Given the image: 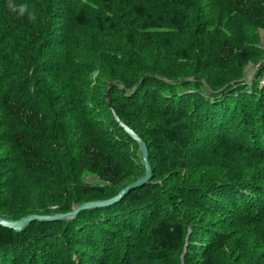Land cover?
<instances>
[{"label":"trees","instance_id":"obj_1","mask_svg":"<svg viewBox=\"0 0 264 264\" xmlns=\"http://www.w3.org/2000/svg\"><path fill=\"white\" fill-rule=\"evenodd\" d=\"M130 1L118 0L122 19ZM147 1L168 5L176 32L196 33L180 49L184 59L198 41L204 64L213 57L227 71L140 62L114 43L118 30L100 13L79 40L88 25L82 0H12L25 5L22 15L0 0V216L65 213L144 174L107 101L146 143L152 170L113 205L21 232L0 226V264H264V83L256 81L264 64L253 81L241 80L246 62L260 57L209 35V2ZM215 1L224 18L264 28V0ZM131 9L145 16L142 4Z\"/></svg>","mask_w":264,"mask_h":264},{"label":"rangeland","instance_id":"obj_2","mask_svg":"<svg viewBox=\"0 0 264 264\" xmlns=\"http://www.w3.org/2000/svg\"><path fill=\"white\" fill-rule=\"evenodd\" d=\"M82 2L87 4L86 10L88 25L85 28H79V32L81 33L79 35L80 39L78 38L79 40H84L81 35L87 36L93 32V15L100 13L102 16H104V18H110H107L108 21L113 22L115 24V29L118 30L117 33H115L116 36L112 37L114 43L117 46L122 45L126 52H139L140 54L138 53V61L140 62H147L148 64L158 60L159 63L157 64L167 65V67L170 66L169 70L171 72L176 70L179 72L182 67H187L188 69L192 67L197 70H200L201 67H204L209 70H212L213 68L217 72L227 71L226 69H220L218 66L220 61L214 64L215 58L213 59V57L211 58L210 65L204 64L206 57L200 58L201 55L198 49V41L193 43L196 45L194 50H188L189 59L187 60L183 58V56L180 54V49L186 48L189 42L194 41L196 39V33L190 31L179 33L176 32L175 29L171 28L167 20L169 7L163 2L136 0L135 2L142 4L145 14L144 17H140L135 12L133 13L131 5L135 2L130 1L127 5L120 7V9H122L123 13L125 14V18L123 19L119 13L115 12V8L120 6L118 0H108L106 3L109 7L107 5V7H105L103 0H82ZM203 2H209L210 6L216 9V20H214L215 23L212 27L209 26L210 23H208L207 19H203L204 10L198 9L199 11L201 10L200 14L202 15L203 22L207 23L205 29L208 31L209 35H216V41L221 40L222 37L224 39H228L229 41L232 39L234 46H240L241 49L252 48L257 51V55L260 57L258 60L259 62L256 63L250 60L247 61L243 67V76L241 80H243L245 83H250L253 81L255 74L259 69L257 65L259 63L264 64V28L257 27L253 23L246 22L248 24L247 25L244 20L239 17L229 19V16L225 15L226 17L224 18L223 13H221L222 3L219 1L204 0ZM199 5H196L195 9H197ZM197 13L198 12H196V10L194 11L192 9L188 11L189 17L191 19L196 18V16L198 17L199 13L198 15H195ZM197 23L198 22L196 21H192L191 24L194 27ZM126 34L133 36L132 44L126 40ZM213 51L214 50L212 49V52ZM208 57H211V55ZM224 57L225 55L223 54L222 59ZM97 74V67H92L86 77L89 79V81H94L97 77ZM167 80L168 79L162 76V81ZM256 81H258V84L262 86L264 83V76L261 75L260 77L256 78ZM203 89L205 93L210 92V89L206 84H203ZM195 144L197 143L193 140L191 142V147ZM135 155L136 159H139L140 154L138 151ZM84 180L87 181V183L97 181L96 179H92L90 177Z\"/></svg>","mask_w":264,"mask_h":264},{"label":"water","instance_id":"obj_3","mask_svg":"<svg viewBox=\"0 0 264 264\" xmlns=\"http://www.w3.org/2000/svg\"><path fill=\"white\" fill-rule=\"evenodd\" d=\"M262 63H259L257 67H260ZM111 113L113 114L114 120L119 124L124 131L129 135V137L136 142L138 146V152L141 157V161L144 167V174L134 180L133 182L124 186L116 195L107 199H95L90 201L82 202L72 208V210L65 213H50V214H28L19 219H9L0 216V226L4 228L13 229L16 232H21L28 224L32 221H57L64 220L75 217L78 212L88 209L102 208L113 205L119 202L130 190L137 187H141L147 184L152 178V170L148 160V148L143 139L136 134L131 128L126 124L122 123L120 118L117 116L116 112L113 110L109 101H107Z\"/></svg>","mask_w":264,"mask_h":264},{"label":"clouds","instance_id":"obj_4","mask_svg":"<svg viewBox=\"0 0 264 264\" xmlns=\"http://www.w3.org/2000/svg\"><path fill=\"white\" fill-rule=\"evenodd\" d=\"M8 7L13 10L16 15H22L26 12V7L24 4L13 3L12 0H8Z\"/></svg>","mask_w":264,"mask_h":264}]
</instances>
